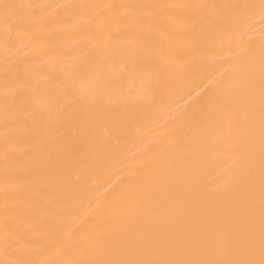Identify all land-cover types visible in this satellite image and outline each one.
<instances>
[{"label":"bare ground","instance_id":"6f19581e","mask_svg":"<svg viewBox=\"0 0 264 264\" xmlns=\"http://www.w3.org/2000/svg\"><path fill=\"white\" fill-rule=\"evenodd\" d=\"M0 264H264V0H0Z\"/></svg>","mask_w":264,"mask_h":264}]
</instances>
